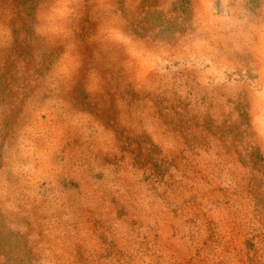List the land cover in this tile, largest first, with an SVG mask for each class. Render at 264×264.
<instances>
[{"label":"rangeland","instance_id":"374dc122","mask_svg":"<svg viewBox=\"0 0 264 264\" xmlns=\"http://www.w3.org/2000/svg\"><path fill=\"white\" fill-rule=\"evenodd\" d=\"M0 264H264V0H0Z\"/></svg>","mask_w":264,"mask_h":264}]
</instances>
